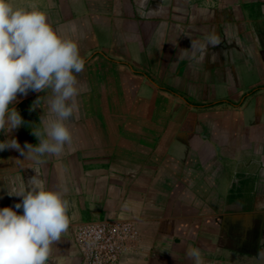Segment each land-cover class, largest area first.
I'll return each instance as SVG.
<instances>
[{
	"label": "crops",
	"instance_id": "0c3cea01",
	"mask_svg": "<svg viewBox=\"0 0 264 264\" xmlns=\"http://www.w3.org/2000/svg\"><path fill=\"white\" fill-rule=\"evenodd\" d=\"M12 3L85 60L71 144L40 162L0 152V207L35 180L69 201L49 264H83L77 225L114 219L137 231L123 264H195L193 248L202 264H264V0ZM50 95L18 94L25 123L0 140L37 144Z\"/></svg>",
	"mask_w": 264,
	"mask_h": 264
},
{
	"label": "clouds",
	"instance_id": "9594fccd",
	"mask_svg": "<svg viewBox=\"0 0 264 264\" xmlns=\"http://www.w3.org/2000/svg\"><path fill=\"white\" fill-rule=\"evenodd\" d=\"M84 67L76 41L61 37L45 12L0 0V133H11L25 123L13 106L18 94L50 90L48 105L54 114L42 128L31 129L37 144L25 142L21 147L13 136L0 140V152L14 149L40 162L45 154L59 155L71 144L67 122L77 110V74ZM38 99L30 111L40 107ZM7 195L22 199L14 206L0 207V264H49L52 245L69 228V201L38 180L28 187L8 189ZM189 256L202 264L199 249L193 248Z\"/></svg>",
	"mask_w": 264,
	"mask_h": 264
},
{
	"label": "built area",
	"instance_id": "2783aa9c",
	"mask_svg": "<svg viewBox=\"0 0 264 264\" xmlns=\"http://www.w3.org/2000/svg\"><path fill=\"white\" fill-rule=\"evenodd\" d=\"M74 236L83 264H123L138 239L134 225L119 219L78 224Z\"/></svg>",
	"mask_w": 264,
	"mask_h": 264
}]
</instances>
